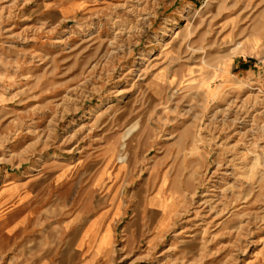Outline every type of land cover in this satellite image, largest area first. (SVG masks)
I'll use <instances>...</instances> for the list:
<instances>
[{
  "label": "rangeland",
  "instance_id": "obj_1",
  "mask_svg": "<svg viewBox=\"0 0 264 264\" xmlns=\"http://www.w3.org/2000/svg\"><path fill=\"white\" fill-rule=\"evenodd\" d=\"M0 264H264V0H0Z\"/></svg>",
  "mask_w": 264,
  "mask_h": 264
},
{
  "label": "crops",
  "instance_id": "obj_2",
  "mask_svg": "<svg viewBox=\"0 0 264 264\" xmlns=\"http://www.w3.org/2000/svg\"><path fill=\"white\" fill-rule=\"evenodd\" d=\"M78 248V247H77Z\"/></svg>",
  "mask_w": 264,
  "mask_h": 264
}]
</instances>
